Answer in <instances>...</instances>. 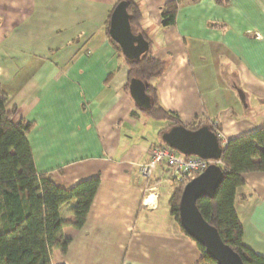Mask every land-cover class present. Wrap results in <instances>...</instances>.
<instances>
[{
  "label": "crops",
  "instance_id": "1",
  "mask_svg": "<svg viewBox=\"0 0 264 264\" xmlns=\"http://www.w3.org/2000/svg\"><path fill=\"white\" fill-rule=\"evenodd\" d=\"M173 1L139 0L137 32L167 63L153 83L162 107L186 126L216 124L221 146L264 128V0H181L176 25L164 28L161 8ZM117 2L0 0L6 111L15 124H32L38 173L66 190L100 180L82 229L77 201L62 207L71 245L51 264H199L197 243L171 214L167 168L141 176L170 124L146 117L130 96L129 67L108 33ZM243 178L236 198L243 244L264 257V172Z\"/></svg>",
  "mask_w": 264,
  "mask_h": 264
},
{
  "label": "trees",
  "instance_id": "2",
  "mask_svg": "<svg viewBox=\"0 0 264 264\" xmlns=\"http://www.w3.org/2000/svg\"><path fill=\"white\" fill-rule=\"evenodd\" d=\"M120 4L126 6L133 32L139 34L137 28L143 20L139 0H118L110 21ZM181 5L182 1L176 0L161 8L164 28L176 25ZM109 29L110 22L108 33ZM111 41L129 67L127 89L132 79L146 85L152 107H137L138 110L150 119L170 124L160 133V147H168L162 141V136L176 127L198 130L206 126L218 136V128L209 123L202 121L186 126L179 115L162 107L153 83L163 76L167 63L154 57L148 40L149 50L139 60L126 58L121 47ZM7 102L8 97L0 83V264H51L55 252L66 255L71 245V240L63 235L65 222L61 217L62 207L73 200L77 201L75 227L82 229L99 190L100 180H88L66 190L57 185L52 174L38 173L27 137L33 126L27 122L15 124V113L6 111ZM133 116L136 117V114L133 113ZM220 166L224 178L215 197L198 200L197 207L205 221L218 230L224 243L241 257L244 264H264L263 256L255 254L243 244V225L236 210L237 190L245 185L243 175L264 172V128L229 141L223 148ZM183 189L175 190L169 202L171 214L180 228L179 205ZM181 231L185 233L182 228ZM197 245L202 253L199 264H217L201 245Z\"/></svg>",
  "mask_w": 264,
  "mask_h": 264
},
{
  "label": "water",
  "instance_id": "3",
  "mask_svg": "<svg viewBox=\"0 0 264 264\" xmlns=\"http://www.w3.org/2000/svg\"><path fill=\"white\" fill-rule=\"evenodd\" d=\"M109 34L111 39L121 47L125 57L130 60H139L149 50V43L144 36L133 32L130 16L124 4H120L112 14ZM129 93L140 109L152 107L146 93V85L142 81L132 79ZM238 93L243 100L242 91ZM162 141L169 148L185 156H195L216 162L222 160L223 148L220 139L206 126L198 130H189L185 127L173 128L163 134ZM223 178L221 166L212 164L187 183L179 205L180 225L186 235L201 245L217 264H244L241 257L224 243L218 230L205 221L197 207L198 200L215 197Z\"/></svg>",
  "mask_w": 264,
  "mask_h": 264
},
{
  "label": "built area",
  "instance_id": "4",
  "mask_svg": "<svg viewBox=\"0 0 264 264\" xmlns=\"http://www.w3.org/2000/svg\"><path fill=\"white\" fill-rule=\"evenodd\" d=\"M214 127L217 125L214 124ZM227 145L228 142L223 141L222 148ZM212 164L221 165V162L185 156L169 147H157L150 151V161L141 166L140 172L144 179H149L153 176L156 168L163 165L168 170L170 181L179 190Z\"/></svg>",
  "mask_w": 264,
  "mask_h": 264
},
{
  "label": "rangeland",
  "instance_id": "5",
  "mask_svg": "<svg viewBox=\"0 0 264 264\" xmlns=\"http://www.w3.org/2000/svg\"><path fill=\"white\" fill-rule=\"evenodd\" d=\"M149 121H150V122H149V124H152V123H154V122H152L151 120H149ZM146 128H149V126H146V127H145V128H143V129H146ZM149 129H150V128H149ZM173 188H174V191H175V190H178V189H176V188H175V186H174V185H173Z\"/></svg>",
  "mask_w": 264,
  "mask_h": 264
}]
</instances>
